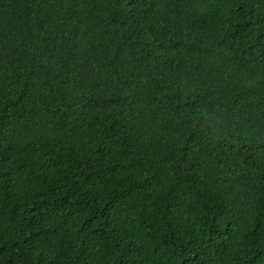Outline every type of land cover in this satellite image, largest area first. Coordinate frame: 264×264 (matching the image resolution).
I'll list each match as a JSON object with an SVG mask.
<instances>
[{
    "label": "trees",
    "instance_id": "obj_1",
    "mask_svg": "<svg viewBox=\"0 0 264 264\" xmlns=\"http://www.w3.org/2000/svg\"><path fill=\"white\" fill-rule=\"evenodd\" d=\"M0 264H264V0H0Z\"/></svg>",
    "mask_w": 264,
    "mask_h": 264
}]
</instances>
